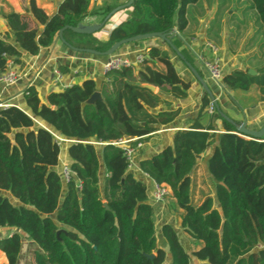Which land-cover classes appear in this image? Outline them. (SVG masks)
<instances>
[{
	"label": "trees",
	"instance_id": "16d2710c",
	"mask_svg": "<svg viewBox=\"0 0 264 264\" xmlns=\"http://www.w3.org/2000/svg\"><path fill=\"white\" fill-rule=\"evenodd\" d=\"M197 1L132 0L129 17L106 38L67 28L62 38L79 51L102 53L120 39L160 32L171 44L159 37L146 39H161L173 48L172 37L187 26L188 5ZM250 1L264 30V0ZM88 4L83 0L78 10L49 22L35 0H28L25 13L1 10L13 42L0 38V73L9 60L18 63L23 51L36 54L63 26L83 23L89 14L100 16L102 29L113 7L88 11ZM39 24H46L41 34ZM159 45L147 49L137 68L110 70L100 83L86 78L50 92L45 102L28 85L23 91L26 109L0 107V190L12 197L0 192V227L12 228L0 236L7 264L18 263L20 231L36 246L32 264H162L167 255L170 264H194L193 258L206 264H264V136L238 134L235 121L223 114L218 117L225 131L216 133L212 115L204 111L212 102L207 95L189 129L176 130L171 144L139 160L144 173L169 187L168 211L174 212L176 227L193 248L189 252L184 247L169 223L159 231L168 252L157 244L147 187L129 171L124 145L118 142L136 138L128 144L136 147L156 124L172 121L176 111L151 110L166 102L161 93L185 97L190 87ZM252 84L264 97V67L254 75L234 69L221 83L225 89L243 90ZM94 92L99 98L90 102ZM203 116L210 117L205 126L200 123ZM53 133L71 140L66 146L71 171L66 182L61 169L54 168L61 148ZM214 143L206 159L214 195L195 203L193 173L199 156Z\"/></svg>",
	"mask_w": 264,
	"mask_h": 264
},
{
	"label": "crops",
	"instance_id": "0c3cea01",
	"mask_svg": "<svg viewBox=\"0 0 264 264\" xmlns=\"http://www.w3.org/2000/svg\"><path fill=\"white\" fill-rule=\"evenodd\" d=\"M127 1L98 0L97 3L89 1L88 11L93 8H100L102 11L106 8L113 7L114 9L123 6L116 9L109 17L108 29L97 30L94 32V36L99 39L106 38L114 26L129 17L131 7L130 5L124 6ZM27 2L28 0H1L0 11L14 10L25 13ZM81 2L83 0H35L36 5L48 14L47 22L52 18L61 17L64 12L78 10ZM250 4V0H198L194 4L188 5L187 26L175 37H172L173 48L161 39H146L138 43L123 44L115 52L117 55L133 59L136 54L145 53L150 46L161 44L159 46L168 51L175 69L178 68L176 71L180 78L190 83L185 97H174L170 93H161L162 99L166 102L159 103L151 111H176L177 114L172 121L154 126L155 129L145 136V139L140 143L141 146L136 149L132 166L129 167V171L143 181L147 187L148 201L154 207L155 229L159 219H162L159 231L162 224L169 223L175 227L180 239L182 231L176 227L175 216L168 211L166 201L155 203L152 200L154 181L140 169L139 160L150 157L164 146L171 144L176 130L189 129L200 110L201 100L205 95L215 105L212 114L207 111L208 105L204 111L206 114L212 115L211 122L215 126L216 133L225 131L222 118L218 117L219 114L234 120L236 127L242 122H245L249 129H258L264 124V97L258 85L252 84L246 90L225 89L221 85L222 82L208 76L196 57L198 53L208 59L217 57L223 77L234 69H249L252 71L251 74H258L264 67V30L261 28L256 10L251 8ZM100 19L99 15L89 14L85 17L83 24H99ZM45 25H38V34H41ZM0 38L13 42L12 32L1 15ZM206 42L215 44L217 51L214 52L207 48ZM105 59L106 56L103 55L72 49L57 36L50 44L42 45L36 54L23 51L18 63L11 60V67L15 68L19 76L17 82L11 85L0 83V107L5 104H14L26 109L23 91L28 85H33L40 100L45 102L46 96L50 92L60 91L73 83H81L86 78H92L100 83L105 79V73L102 70V63ZM137 67L138 65H135V68ZM157 91L158 88L155 87L154 92ZM209 122V116L200 118V123L204 126ZM215 144H212L199 156L193 173L196 176L202 171L209 182L213 180L207 171L206 159L212 153ZM69 163L70 159L67 149H65L64 152L60 151L58 164L54 168L59 170L63 164L69 165ZM0 192L9 197V192L1 190ZM209 195H214V193L211 192ZM3 228L7 227H0V229ZM8 229L12 230V228ZM156 235H158L157 230ZM160 246L167 249L163 240H161Z\"/></svg>",
	"mask_w": 264,
	"mask_h": 264
},
{
	"label": "built area",
	"instance_id": "2783aa9c",
	"mask_svg": "<svg viewBox=\"0 0 264 264\" xmlns=\"http://www.w3.org/2000/svg\"><path fill=\"white\" fill-rule=\"evenodd\" d=\"M93 3H97L98 0H90ZM206 47L210 50L216 52L217 46L213 44L212 42H206ZM196 57L200 61L201 65L207 72L208 76L211 79L218 80L221 77V67L219 65L218 58L208 59L203 54L198 53L196 54ZM144 58V53H139L134 56L133 59H130L128 57L120 56L115 53L106 56V59L102 63V70L104 73L119 69L121 67H127V66H135L138 65L140 62H142ZM19 76L15 70V68L11 67V60L8 61L7 68L5 71L0 73V83H3L4 85H11L17 82ZM9 104H5L4 106H8ZM208 113H213V101L208 104L207 108ZM136 138H129L120 140L118 143L123 144L125 148V154L129 161L128 167L132 166L133 156L136 151V149L141 146L140 143L137 144L136 147L129 146L128 144L130 141L135 140ZM71 174V171L69 169V165L63 164L61 167V175L64 180V182L68 181L69 175ZM170 189L167 185L163 183H157L153 182L152 186V200L155 203H161L164 201L165 196L169 193Z\"/></svg>",
	"mask_w": 264,
	"mask_h": 264
},
{
	"label": "rangeland",
	"instance_id": "374dc122",
	"mask_svg": "<svg viewBox=\"0 0 264 264\" xmlns=\"http://www.w3.org/2000/svg\"><path fill=\"white\" fill-rule=\"evenodd\" d=\"M108 25L109 24L106 23V25L102 29L106 28V30H107L109 27ZM54 136H55L56 140L59 142L61 151L64 152L67 144H69V141L65 138H62L59 134L54 133ZM193 176H194L195 183L193 185L194 191H193V197L192 198H193L195 203H199L203 196L210 194L211 192H214V185L212 183L213 181L209 182L205 178L204 174H202V171H200V173H198L196 176H195V174ZM8 196L11 198L9 193H8ZM164 201H166V204L169 205V203L171 202V197L164 198ZM170 214H172L174 216V212H170ZM161 220L162 219H159V221L157 222V226H156L157 227L156 230H157V234H158L156 239H157L158 245L161 244V235L159 233V225H160ZM11 231L12 230L8 229V228L0 229V236L7 235ZM20 234H21L22 247H21V253H20L19 260H18L17 264H32V262H33L32 253H33L34 249L36 248V246L27 237V235H25L21 231H20ZM181 239H182V243H183L184 247L190 252L191 248H193V245L190 243L191 242L190 239H188L182 233H181ZM166 252H168V250ZM192 262L194 264H206L205 262L195 260L194 258L192 259ZM0 264H7V259H6L5 255L1 252H0ZM162 264H170L168 255L166 256V259L164 260V262Z\"/></svg>",
	"mask_w": 264,
	"mask_h": 264
},
{
	"label": "water",
	"instance_id": "95a60500",
	"mask_svg": "<svg viewBox=\"0 0 264 264\" xmlns=\"http://www.w3.org/2000/svg\"><path fill=\"white\" fill-rule=\"evenodd\" d=\"M131 3H132V0H128L124 4V6H129ZM120 7H123V6H118V7L114 8L111 11V13L106 16L105 19H108L116 11V9H119ZM103 24H104V21L99 23V24L78 23L76 26H63L58 32V37L63 41L62 31L64 29H66V28L72 30L75 33L91 34V33L96 32L97 30H99ZM153 37H159L161 39H164L168 44H171L170 40L166 39L165 36L162 33H160V32H151V33L138 34V35H134V36H130V37H127V38L120 39V40L114 42L109 49H107L105 52H102V53L96 52V51L91 50V49H87L86 52L97 54V55L108 56V55H111L114 52H116L119 49V47L122 46L123 44L132 43L134 41H139V40H143V39H146V38H153ZM65 44L68 45L67 43H65ZM68 46L70 48H72V49H76L77 50V48H75V47H73L71 45H68ZM176 70L178 71V68H176ZM247 72L249 74L252 73V71L249 70V69L247 70ZM222 79H223V76H221L217 81L221 83ZM143 85L145 87L149 88L152 91L155 90V86H153L151 84L145 83ZM97 98H99V92H94L92 94V96L89 98V101L92 102V101L96 100ZM236 129H237V132L240 135H243V136H246V137H251V138L258 139V138H262L264 136V124L258 129H249V128H247L246 123L242 122L239 126L236 127ZM67 140L69 142H71L70 139H67ZM152 256H153V254L149 255V257H152Z\"/></svg>",
	"mask_w": 264,
	"mask_h": 264
}]
</instances>
